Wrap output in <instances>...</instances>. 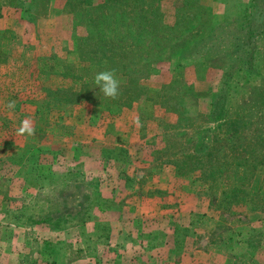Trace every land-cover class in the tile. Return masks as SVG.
Returning <instances> with one entry per match:
<instances>
[{"label":"rangeland","instance_id":"rangeland-1","mask_svg":"<svg viewBox=\"0 0 264 264\" xmlns=\"http://www.w3.org/2000/svg\"><path fill=\"white\" fill-rule=\"evenodd\" d=\"M260 2L0 0V264H120L105 254L114 217L115 237L132 236L127 245L145 254L170 251L173 263L183 254V264H264V28L256 73L230 81L239 84L228 113L239 137H216L210 171L194 142L208 138L211 101L231 61L202 56L174 69L177 52H166L151 69L156 75L139 81L136 64L151 60L138 57L140 40H133L142 37L126 29L128 37L117 38L139 15L152 23L154 39L160 24L168 29L162 37L171 51L175 41L205 37L217 25L250 34L259 30ZM113 5L127 12L120 21L118 8L107 10ZM105 70L121 81L115 100L94 83ZM25 120L34 134H18ZM145 136L139 150L123 147ZM141 166L164 178L137 179ZM166 182L169 193L154 197ZM114 202L121 210L111 215ZM133 220L138 229L127 225ZM168 243L174 247L163 251ZM191 250L198 259L188 263Z\"/></svg>","mask_w":264,"mask_h":264},{"label":"trees","instance_id":"trees-1","mask_svg":"<svg viewBox=\"0 0 264 264\" xmlns=\"http://www.w3.org/2000/svg\"><path fill=\"white\" fill-rule=\"evenodd\" d=\"M117 8L119 9V12H121V16L119 19L120 21L124 18V13L127 14V12H125L122 7H120L119 5H113L107 8V10L112 11L114 9L116 10ZM258 10V16H260V20L259 24L256 25V29L259 28L257 32L252 31V33L247 34L245 29L238 27L236 29H230L231 31L227 33L225 31V28H227L226 25H220L221 29H223V32L221 31V29H218L217 25L205 37L200 35L198 37L193 36L188 41H175L173 44L179 43V47L174 51L170 50V46L172 44L169 45L168 48L165 47L167 39L165 37H162L163 32H167L168 29L163 28L162 24H160V30L157 32L162 38L160 37L154 39L155 32H152L148 26L152 23L144 21L141 15L137 17L135 16V19L138 20V24H131L128 27L123 26V28H120L117 31L118 39H124L126 38V36L128 37V32H126V29H128V31H130L134 37H142L141 39L136 38L133 40L134 42L140 40V43L136 44V46L138 47V57L143 58L145 56H148L151 58V60L148 63L142 61L136 64L135 67L137 69V77L139 81L145 80L149 76L156 75V73H151V69H153L152 67L159 59V57H161L166 52H171V54L177 52L174 56L175 61L172 63L174 64V69H180L183 67V65L186 66V64H191L202 56H204V58L225 56L228 57L229 61H231L226 66L227 78H225V80L223 79V82L218 88L217 94H215L211 101L209 109V120L210 124L213 125V127L202 133H207L208 138H199L198 141L195 140L194 142V153L197 156H202V159L206 160V163L208 165L207 169L209 171L215 170L213 168L214 163L211 161V155L213 154L212 150L214 149L212 145L213 142H218L217 138H219L220 143L226 136H228L229 139L231 138L232 140L235 137H239V132L236 128L233 127L232 119L228 115L229 109L232 105V101L235 98V92L231 93V91L234 88H237L239 84L238 82H235L232 85V82L230 81L232 80L235 73H239L240 75L243 74L246 76V78L256 73L253 65V58L254 55L258 53V41H260V36L264 28V0H261V2L259 3ZM105 16L106 15H103V18H105ZM187 31H189V29H186V32ZM219 36H221V39ZM130 45L132 46V43ZM85 52L86 50L84 51V53L82 51L83 54H85ZM225 128L228 131L227 134L224 132ZM208 141L209 143H207ZM114 161L116 162V159ZM237 168H239L240 170L239 166H237ZM243 172L248 171L244 170ZM243 178L247 179V176L244 174ZM232 193L234 192L230 191L231 195Z\"/></svg>","mask_w":264,"mask_h":264},{"label":"crops","instance_id":"crops-1","mask_svg":"<svg viewBox=\"0 0 264 264\" xmlns=\"http://www.w3.org/2000/svg\"><path fill=\"white\" fill-rule=\"evenodd\" d=\"M11 108H9L8 109V112L9 111H11L10 110ZM4 111H5V109H4ZM21 112V110L19 111V113ZM18 113V112H17ZM143 128H146V126H142ZM139 131H138V133H140V131H141V129H140V126H139ZM144 133H145V135H147L148 134V130L146 129V130H144ZM149 138L148 137H144L143 139H142V141L141 142H130V143H132V144H126L125 146H123L127 151H128V153L129 154H131V152H130V150H129V147H133V149L135 150V151H137V150H139V148H140V145H141V147H143V146H145V145H143L142 144V142L144 141V140H146V141H149L148 140ZM134 141H136V140H134ZM146 141H145V144H146ZM153 156H155V154L153 153ZM148 167L149 166H141V167H139V168H143V169H146V172L144 173V174H140V175H138L137 176V179H144V176L145 177H153L154 179H156V177L157 178H159V179H163L164 177L163 176H161V175H157V171H154V172H152L151 174H149V172H148ZM173 174H175V173H173ZM168 177L170 176V174L168 173V175H167ZM152 178V179H153ZM169 179H170V177H169ZM166 184V186L165 187H163V186H161V187H158L157 185L155 186V190H159L160 192H158V191H154V194H155V196L154 197H160L161 195H163V192L164 191H166L167 193H169V191H170V189H168V188H166L167 186H171V185H168L167 184V182L165 183ZM166 192H164L165 194H166ZM142 194V193H141ZM153 194V195H154ZM104 197H106V196H104ZM156 198H153V200H156ZM143 197H141L140 196V200H141V202L143 201ZM155 203H158V202H155ZM116 206H115V205ZM114 204H112L111 205V208H110V211L109 212H111V215H112V208H115V209H117V210H121V208H119V206H118V204L116 203V202H114ZM143 205V204H142ZM158 206V204H155V206H154V211L155 210H157L156 209V207ZM164 206V203L162 202V206H160V207H163ZM102 207H104V206H102ZM159 207V206H158ZM160 207L158 208V209H160ZM165 207V206H164ZM127 207H123V209H126ZM130 209V208H129ZM163 209V208H162ZM103 212H107V208L106 207H104V208H102L101 209ZM185 212H186V210H185ZM191 212V210L190 209H188L187 210V214L188 213H190ZM160 214H163V212L161 211V212H159ZM156 215H157V211H156V213H155ZM154 217H156V216H154ZM164 216H162V218H163ZM169 217V215H167V217H165V218H161V219H158V222L160 223V224H162V222H165V223H167L166 222V220H169L170 221V219L168 218ZM117 219V217H114L113 219H111V220H109L106 224H107V226H109V228H110V230H111V235L110 236H108V238H107V244L105 245V248H107V251L105 252V254H106V257H110V259H112V257H114L113 255H115V257H116V259H117V261L118 260H120V264H142V263H139V262H136L135 261V258L133 257V256H135V257H137V258H139V259H146V257H148V259H151V260H153L154 261V263L153 264H183L181 261H183V259H184V257H183V254L181 255V252L180 253H178L177 255H181V261L180 260H177V262H171V261H173L174 259H172L171 257H172V254L170 253V251H166L167 249H171V248H173L174 247V245H173V243L172 244H170V243H168L167 244V246H162V249H163V251H166L164 254H163V256H162V254L160 253L159 254V252H158V257H157V253L155 252V251H158V250H150L149 251V253L147 252L146 254L144 253V251H142V250H140V251H137L138 249L137 248H139V247H134V243H132L131 245L132 246H130V245H127V243H128V241H130V238L132 237V236H130L128 239V241L127 240H121L122 238H121V236H114V234H116V233H114V231L116 230V228H118V226L120 225V221L119 222H117L118 220H116ZM166 219V220H165ZM173 219V223H174V221H175V218H172ZM115 220H116V222H115ZM190 221V223H191V220H189ZM189 221H188V223H189ZM134 220L132 221V222H129V223H127V225L128 224H131L132 225V227H135V228H137V225H135L134 224ZM156 221H153V220H148V223H147V225H149V224H154ZM119 224V225H118ZM168 224V223H167ZM123 225H125V224H123ZM169 225H171L172 226V224H169ZM173 226H176L175 224H173ZM186 226V225H185ZM138 229V228H137ZM170 234H172L173 233V229H172V232H169ZM113 236H114V238L115 239H117V242H115V243H119V245L117 246V250L116 251H113V248H111L110 249V247H112L113 246ZM169 237H171V236H168L167 238L169 239ZM121 238V239H120ZM172 238H175V236L172 234ZM116 241V240H115ZM174 241H175V239H174ZM125 243V244H124ZM137 243V242H136ZM139 243V242H138ZM129 246H130V248H129ZM176 247V246H175ZM118 250H119V252H118ZM86 251V250H85ZM86 252H83V255L85 254ZM173 253V252H172ZM190 253L191 254H188V256L187 257H185V259H186V261L188 262V263H192V261L194 260V259H198V253H199V251H193V250H191L190 251ZM174 254V253H173ZM131 255V256H130ZM133 255V256H132ZM194 255V256H193ZM130 256V257H129ZM184 256H185V254H184ZM193 256V257H192ZM114 257V258H115ZM127 257H129L128 259H127ZM171 260V261H169V260ZM163 260V261H162ZM116 260H114V262H115ZM158 261V262H157ZM190 261V262H189ZM114 262H111V260H109V263L108 264H114ZM195 264V263H194ZM199 264H202V262L201 263H199Z\"/></svg>","mask_w":264,"mask_h":264},{"label":"clouds","instance_id":"clouds-1","mask_svg":"<svg viewBox=\"0 0 264 264\" xmlns=\"http://www.w3.org/2000/svg\"><path fill=\"white\" fill-rule=\"evenodd\" d=\"M94 83L99 88V91L104 97L115 100L119 96V89L121 81L118 79L115 70H105L96 73L94 77ZM9 108L14 107V102L9 103ZM18 134H34V129L29 120L22 122L20 128L18 129Z\"/></svg>","mask_w":264,"mask_h":264}]
</instances>
